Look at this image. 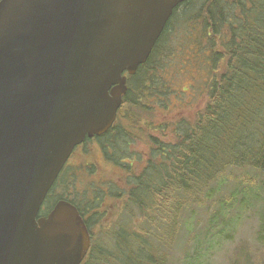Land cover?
Returning <instances> with one entry per match:
<instances>
[{
  "label": "trees",
  "instance_id": "trees-1",
  "mask_svg": "<svg viewBox=\"0 0 264 264\" xmlns=\"http://www.w3.org/2000/svg\"><path fill=\"white\" fill-rule=\"evenodd\" d=\"M182 79L201 106L154 123L157 106L171 115L169 100L188 93ZM141 136L146 158L135 169L141 156L131 142ZM77 148L80 164L68 171V161L40 214L59 199L78 208L91 237L81 264H208L248 211L256 217L255 244L264 246V0H187L174 8L146 62L127 76L111 128ZM101 162L122 186L109 179L79 190L78 176ZM230 182L251 197H238ZM205 224L219 236L196 238L190 255L186 248ZM239 254L244 264L263 261L249 247Z\"/></svg>",
  "mask_w": 264,
  "mask_h": 264
},
{
  "label": "water",
  "instance_id": "water-1",
  "mask_svg": "<svg viewBox=\"0 0 264 264\" xmlns=\"http://www.w3.org/2000/svg\"><path fill=\"white\" fill-rule=\"evenodd\" d=\"M187 0H0V264H80L78 209L43 201L73 149L114 123L128 75Z\"/></svg>",
  "mask_w": 264,
  "mask_h": 264
},
{
  "label": "rangeland",
  "instance_id": "rangeland-1",
  "mask_svg": "<svg viewBox=\"0 0 264 264\" xmlns=\"http://www.w3.org/2000/svg\"><path fill=\"white\" fill-rule=\"evenodd\" d=\"M182 84L186 85V90L188 91V93H183L180 94V97H172L171 100H169V106L170 108L173 109L174 113H172L170 115L169 112H166V110L162 109V107L160 108L159 106L156 107V114H155V118H153V122L159 124L160 122H165V121H169L171 120L170 118H174L175 115H189L192 110L197 109L199 106H201L203 100L202 98L200 99V97L198 96V93L194 92L195 96L193 98L191 95V91L193 90L190 87V81L189 79H182ZM180 88V87H179ZM191 95V96H190ZM178 96V95H177ZM204 99V96H203ZM165 111V112H163ZM168 111V110H167ZM174 115V116H172ZM97 144L96 142L90 143L88 144V149H94L97 148ZM131 149L132 151H135L136 153L140 154L141 158H138L137 161H134L133 165L135 169H139L145 160V154H146V144L144 141L143 136H141V138L138 139H134V141L131 142ZM81 148H77L74 152L72 157L69 160V169L68 171H70V169L73 167L75 168L77 165L80 164L81 162V158H80V154H81ZM99 153V157H102L100 152H97V154ZM113 166H109L106 165L101 162L100 164V168L96 169L95 171L92 172V174L88 175H79L78 178H80V180H78L77 182V187L79 190L84 189L85 187H89L90 184H88L89 181H92L93 183L96 182H100L101 180H107L109 181V179H112V181H116V185L117 186H122V183L120 181H117V175L116 172L114 171V169L112 168ZM111 170V172L108 170L107 172L105 170L109 169ZM78 169V168H76ZM99 169H104V171L100 172ZM79 172V170H77ZM84 174V171H82ZM109 173V174H107ZM112 173V174H111ZM107 174V175H106ZM113 175V176H112ZM236 185L237 189H240L241 186L239 187L236 183L234 182H230L229 187L233 188ZM78 202H80V197L81 195H76ZM238 197H251L250 191L249 189L243 185L242 189H240V192L238 193ZM108 197H105L101 203L102 206L108 204L109 202ZM244 214V212H243ZM110 214H108L109 217ZM237 216V215H236ZM235 216V218H236ZM229 217V216H228ZM231 218L233 217L232 215L230 216ZM202 220L204 221L205 216L201 215ZM207 219V218H206ZM234 219V217H233ZM207 222V221H206ZM206 224L203 228H201L200 230L197 229L196 235L194 236V239L190 241V243L188 244V247L186 248V252H188L191 255V252H193L194 250V242L201 239H213L215 236L216 238L219 236L217 233H215L214 230H212V233H208L207 228H206ZM201 227V225L199 226ZM255 229H256V217L255 215L251 212L248 211L246 212L243 217L241 219H239L238 224L235 226V230L232 234L231 237V241L226 242L221 244V246L217 249H214L209 255L207 263L208 264H232V262L237 259V262H240L239 264H244L243 261H245V258L239 254L240 248L244 247L248 250V247L250 249V251L252 252V254L254 255V260H263L262 263L261 261H258V263L264 264V246L263 245H257L255 244V240H254V234H255ZM95 230V228H94ZM230 230V229H229ZM209 234V235H208ZM183 243V240L181 239V242ZM177 251V250H176ZM175 251V254H177V252ZM255 262V261H254Z\"/></svg>",
  "mask_w": 264,
  "mask_h": 264
}]
</instances>
